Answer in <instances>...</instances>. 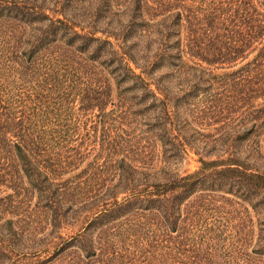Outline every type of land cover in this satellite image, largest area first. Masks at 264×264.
I'll return each instance as SVG.
<instances>
[{"label": "trees", "instance_id": "obj_1", "mask_svg": "<svg viewBox=\"0 0 264 264\" xmlns=\"http://www.w3.org/2000/svg\"><path fill=\"white\" fill-rule=\"evenodd\" d=\"M122 1L116 25L99 27L96 14L89 29L73 11L60 18L44 4L0 0L1 48L12 62V76L0 74L9 81L0 86V192H11L0 197V264H151L150 247L172 256L156 264H264V0ZM53 52L85 77L78 120L94 118L84 140L74 144L80 133L66 126L54 148L57 104L44 99L52 91L35 96L24 86ZM199 100L200 113L222 128L204 137L211 140L197 170L180 176L173 158L188 144L167 125ZM139 123L160 142L157 171L143 163L152 153L137 144ZM92 153L74 178L82 181L58 182ZM31 192L53 232L25 226L20 194ZM74 197L75 209L64 204ZM251 214L257 231L248 253ZM69 219L83 226L64 237Z\"/></svg>", "mask_w": 264, "mask_h": 264}, {"label": "rangeland", "instance_id": "obj_2", "mask_svg": "<svg viewBox=\"0 0 264 264\" xmlns=\"http://www.w3.org/2000/svg\"><path fill=\"white\" fill-rule=\"evenodd\" d=\"M27 1L34 2L36 4H41V5L44 4L45 6H47L53 11V12L48 11V13L54 17L58 16L62 18L63 15L61 14L67 15L71 11H73L76 13V15H79V17H74L76 18L75 20H77L83 26H88L89 29H91L90 27L92 26L91 22L94 21L96 14H97V22H98L97 25L99 27L105 28L103 24L106 25V23L104 22L108 20L111 23H113V25H116V21L122 18L121 12L125 8L124 6L125 3L122 0L112 1L110 5L111 8L108 4L106 6V4L104 5V3L102 4L100 1L97 2V0H27ZM22 2H24V0H22ZM62 2L65 5H67L66 8H64V4ZM60 12L62 13L60 14ZM96 36L98 37L100 36V34H96ZM1 47H2V43L0 42V74H3V76L7 75L11 77L12 72L11 71L9 72V67L11 66L12 62H10V59L6 57L7 55L5 52L6 49L2 50ZM53 53H54L53 55L48 56L47 58H43L40 61L39 60L36 61L34 67L30 69V71L28 70L29 75H28L27 80H25L24 86L29 87L28 88L29 91L35 96L40 95V94H46L47 92L46 90L45 92H42L40 90V89H43L44 87H46L48 91H52L51 93L46 94L44 99L48 100L49 102L51 101L50 99H54L55 103L57 104V105H54V103H52L53 108L55 109L54 116H57V115L59 116V118L55 120L59 121V123L56 122L50 125L51 128H54V130H51L52 131L51 133H50V130L48 129L46 130L48 133H50V137H51V142H50L49 147L54 148V147L59 146V143H57V140H58L57 138L59 135L58 133L63 135V130H65L66 126H70L74 128V130L76 131L78 135L80 133L79 137L75 139L74 144H78L79 140H84L85 138L81 136L85 133L86 129L88 130V132L90 131V128H92V126L94 125V118L90 119L87 117L86 120H83V119H81L80 121L78 120L79 118H77V115H79V117L80 116L82 117V113H80V110H78L79 97L77 96L76 91H77L78 85L81 86V88H85L86 86L85 77L80 72V70L79 71L77 70L78 68L76 66L72 67V69L67 68L66 63L62 61V57H60V55L57 56L55 52ZM220 72L222 71L220 70L216 71L217 74ZM8 83L9 81H5L4 84L0 82V84H3L0 86L2 88L6 87ZM61 92H71V94L64 96V95H61L62 94ZM115 96H116V91L114 89L113 99L115 98ZM115 101L116 99H114V102ZM203 104H204L203 101L199 100L191 108L188 109V106H187V108H185L184 110H181L177 114L176 117H173L171 118L170 121H168L169 124L167 125V128L174 135L177 134L178 136H181L180 140L182 141V143L184 142L183 144H188V145L182 146V149L178 150L175 153L176 156L173 158L174 163L172 164V166L173 168H175L174 172L177 175L182 176V175L192 173L197 170V168L199 167L197 154L200 152L204 154L205 150L208 148H204L205 145L203 143H208V141L211 140V137L208 139L204 137L206 135L208 136L212 134V138H215L216 137L215 135L218 134L216 130L219 128H222V123L214 124L213 120L212 121L207 120L200 113ZM107 110H109V108H107ZM50 111H52L51 108H49V111H48L49 115H51ZM96 113L97 112L94 111L92 114H89V115L92 116L93 114L95 115ZM70 115H73V117ZM83 124H86V127H84ZM233 124L234 123H231V125ZM135 126L137 127L135 128V132H134L135 135H137V137L143 138L142 140H139L140 142H138L137 144L141 146L143 145L148 146L147 149H144L145 152H147V150H150V152L152 153L151 157L149 159H146L147 161L143 163L147 165L148 162L151 161L149 165H151L152 168L155 171H157V169L162 165V158H161L162 151H161L160 142L157 140V138H155V136H153L154 130L147 129V127L140 125V123L135 124ZM129 129L132 130L131 127L128 129L125 128L124 134H121L123 137L122 138L123 140L124 138L127 139L126 130L129 131ZM99 136H100V133L98 134V137ZM146 136L151 137V138L144 139L146 138ZM260 140H263V137H261ZM52 142L56 144L51 145ZM257 149L260 150L262 154H264L263 148L258 147ZM94 154L95 153L88 155V157L82 161V163L79 165L77 169L71 170L68 174L61 175L58 182L63 183L66 180H69L70 182H72V184L75 183L76 185L78 184L77 183L78 181H82L78 179L75 180L74 178L81 171H83L84 169L86 170L87 167L89 169L88 165L91 162V160H93ZM152 173H154V171H152ZM87 174H89V171L86 172L85 175ZM9 193H11L9 190L4 191V189H2V191L0 192V197H5V195ZM36 195L37 194L34 192H31L29 194H26V193L20 194V197L25 196V198L23 199H25L26 200L25 202L28 204L27 211L23 213L24 217L28 216L26 219H24L25 226L29 228L33 224H38L39 225L38 228L43 227L46 230V232H53L52 228L49 225L50 222L48 220L50 218V214L47 215L45 212L41 211V206L36 204L37 202ZM79 196L81 200L84 197L83 194ZM226 197L234 201H237L235 198L229 195H226ZM78 200L79 199L75 201V197L72 199L70 198L67 201H65L64 204L66 203L69 206V208L75 209L74 204H77ZM237 209H240V208L237 206ZM221 214H222L221 216H224L223 213ZM228 218L230 219V222L234 224L233 226L237 227L239 223L237 215L230 214ZM68 222L69 224H72V226L71 227L62 226V229L60 230V233L62 236L64 237L71 236L79 232L82 229L83 221H80V219L79 220L69 219ZM211 222H212V219L210 220V223ZM245 224H246L245 230L250 232L251 233L250 235H252L253 237L251 239V243H249L247 248L245 249L249 253L252 249V246L255 243V240H256L255 235L257 231L256 218L253 217V214H251V218L246 219ZM146 232L147 231L142 232V233H146ZM132 242H134V240H132ZM141 242L142 241L139 239L138 243H141ZM126 243H128V241ZM133 246L136 249L141 248V244H140V247H137L135 244H133ZM146 249L150 252V255H148V257L150 256V263L152 262L151 264H156L157 261L161 259V257H162V261L170 260L172 257L171 255L165 254V251L163 252V250H162L163 253H161L158 251V249H154L151 247L146 248Z\"/></svg>", "mask_w": 264, "mask_h": 264}]
</instances>
